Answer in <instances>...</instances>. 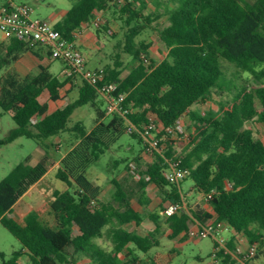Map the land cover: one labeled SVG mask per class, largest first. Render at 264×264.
<instances>
[{
    "label": "trees",
    "instance_id": "obj_1",
    "mask_svg": "<svg viewBox=\"0 0 264 264\" xmlns=\"http://www.w3.org/2000/svg\"><path fill=\"white\" fill-rule=\"evenodd\" d=\"M167 2L173 6L163 11L155 7L158 11L146 13L149 0H76L56 22L64 37L76 40L81 25L101 15L103 22L95 27L97 33L112 36L110 21L103 12L108 13L113 7L119 9L126 28L123 49L135 63L124 78L120 77L123 63L119 55L112 66L102 68L107 81L118 83L116 93L126 95L128 118L137 130L127 131L126 120L120 114H113L104 122L107 113L97 107L100 94L85 79L79 84L75 99L50 111L49 102L62 99L61 90L77 78L75 75L59 77L40 64L35 74L21 77L8 72L3 78L1 114L8 113L16 127L0 141V147L20 136L42 142L66 131L74 134L75 143L56 170V178L66 188L54 190L49 204L55 225L47 224L34 210L21 220L10 216L15 203L48 172L52 162L47 148L39 161L31 164L26 159L18 163L0 181V222L21 244L9 258L0 251L1 264H77L81 257L89 258L91 264H153L140 258L137 251L147 253L160 245V237L165 234L160 219L169 230L167 237L173 239L180 235L187 238L195 220L206 222L215 218L226 222L236 233H243L249 242H257L255 257L264 252V142L246 126L247 121L254 119L264 124V85L253 89L243 86L231 100L220 101L217 109L192 108L210 99L215 89L223 88L221 59L235 63L238 70L246 73V79L264 84V0ZM163 16L168 24L159 27L156 21ZM147 29L157 31L166 47L161 61L151 56L150 41L137 40ZM1 47L4 55L0 57V72L26 52L39 59L50 56L42 44L17 38H9ZM44 93L47 101L41 100ZM87 104L96 106L93 127L87 129L82 121L69 126L75 109ZM151 114L157 117L156 134L163 151L155 150L153 161L140 170L143 176L150 177L138 180L141 204L146 207L149 203L145 190L149 183L159 187L163 201L183 202L181 186L164 177L166 159L178 161L188 171L186 178L193 180L196 191L206 194L214 190V193L206 201L211 212L202 207H181L178 212L166 215L161 205L148 215L154 228L141 235L124 228L130 222L139 225L147 216L132 207L121 183L112 179L116 187L114 198L121 207L118 208L99 199L100 187L87 172L122 133L128 132L145 144L140 132L149 123ZM185 116L193 126L184 125V133L179 134L188 137L187 147L180 155L175 149L177 138H170L165 129L182 122ZM32 118L37 121L34 123ZM92 200L96 202L93 205ZM102 238L108 240L109 247L98 242ZM235 247L232 237L228 248ZM23 256H27L26 263L20 262ZM217 257V264L234 262L225 249Z\"/></svg>",
    "mask_w": 264,
    "mask_h": 264
},
{
    "label": "rangeland",
    "instance_id": "obj_2",
    "mask_svg": "<svg viewBox=\"0 0 264 264\" xmlns=\"http://www.w3.org/2000/svg\"><path fill=\"white\" fill-rule=\"evenodd\" d=\"M15 2L26 3L31 6L32 18L37 20L44 19H60L58 13H63L68 10L73 2L76 0H0V2ZM149 7L145 10L146 13H152L155 11H163L167 7L173 6V3L167 2L168 0H149ZM157 5V6H156ZM155 7L158 10H155ZM107 18L110 21V27L113 35H106L100 33L99 46L100 51H97L96 60L89 62L88 67L95 68L101 67L103 64L109 63L112 66L114 64L117 55L123 63V70L130 71L131 67L135 63V59L131 54L125 53L123 46L125 41L126 28L123 25L122 14L118 8L113 7V10L107 13ZM168 23L166 17L156 21V25L163 27ZM3 34L0 33V40H2ZM9 39V38H7ZM137 40H145L151 42L150 52L151 56L157 61L162 60L166 52V47L159 39L158 33L155 30L147 29L143 34L137 37ZM83 54L86 56L87 51L82 49ZM3 49L0 48V57L4 55ZM104 53L109 54V58L104 56ZM46 55V54H45ZM52 58L51 56H47ZM111 60V63L110 61ZM102 63H101V62ZM223 73L221 80L223 82V88H217L211 95L210 99H206L194 105V109L206 111L209 108L217 109L220 101L231 100L235 92H237L243 86H248L253 89L257 86L264 85L257 82L253 78L246 79V73L241 72L235 66V63L225 59L220 61ZM21 63H13L12 65L5 67L0 72V87L2 85L3 78L8 72L18 73L21 77L27 74H35L39 71L38 66L29 64L27 69H22ZM25 67V66H24ZM51 71L54 75L64 76L63 64L60 60L53 59ZM226 85L228 87H226ZM62 99L56 102H49V110L52 111L58 107L65 105L67 102L77 97L76 91L62 90ZM42 101H47V94L44 93L41 97ZM260 102L257 100V105ZM97 107L106 111V102L100 97L97 101ZM97 117L96 106L91 104L83 105L75 109L74 113L69 119L68 125L73 126L78 121H82L87 129H91L95 124ZM112 115L107 114L103 119L104 122H108ZM183 125L190 128L193 126L191 119L186 116L182 120ZM246 126L254 131L257 138H260L264 142V124L257 119L247 121ZM16 127V124L12 117L8 113L1 114L0 108V141L4 140L10 132ZM75 143V136L68 131L61 133L58 136H53L45 140L38 141L25 136H20L14 141L4 144L0 147V181L20 162L28 159L29 163L34 164L46 153L47 148L50 155V171L46 178L40 183L39 192L43 195L41 217L49 223H53V217L50 209V201L53 191L55 189H64L66 184L56 178L57 161H59ZM188 144L187 135L178 136L175 149L178 154H183ZM47 146V147H46ZM142 156V157H141ZM154 157V154H150L144 151V144L139 138L133 137L128 132L122 133L119 138L112 144L109 150H107L98 161L93 163L87 172L88 177L94 181L100 187L99 199L104 202L114 203L113 194L115 191V185L112 183V179L118 180L123 184L129 197L133 200L135 206L142 209L141 204L136 199L140 194V184L138 179L134 177L131 171V162H134L140 170L146 168L148 162ZM140 158V159H137ZM194 182L190 177L185 178L182 181V191L184 194V208L195 207L206 204L203 195L193 189ZM150 205L149 209L157 207L161 200V195L157 188H149ZM170 202L164 204L166 208ZM29 212H25L22 216L27 215ZM13 217H19L16 213L12 214ZM152 225V222H147L142 227V232H146ZM134 224L127 225L128 229L134 228ZM230 230H225L224 237H229ZM260 246V244H259ZM21 247L19 240L0 222V251L5 252L6 257L9 258L14 250ZM214 247V241L211 238L203 239H191L190 237L179 239H170L166 235L160 237V247L164 255H159L156 258L161 264H167L168 257L166 252L172 254L173 260L171 264H214V258L212 257ZM172 249V251H170ZM264 250V249H263ZM211 261V262H210ZM252 264H264V252L255 258L249 260ZM1 264V261H0ZM77 264H88L85 257L79 258Z\"/></svg>",
    "mask_w": 264,
    "mask_h": 264
},
{
    "label": "built area",
    "instance_id": "obj_3",
    "mask_svg": "<svg viewBox=\"0 0 264 264\" xmlns=\"http://www.w3.org/2000/svg\"><path fill=\"white\" fill-rule=\"evenodd\" d=\"M32 11L30 5L26 3H15L13 1L6 2L0 6V33L2 38H17L23 41L37 42L45 46L50 52V56L54 59L63 61L66 66L64 74L67 76L75 75L81 79H85L92 84L100 95L106 99V113L109 115L120 114L126 120L127 131L137 130L134 123L128 118L130 109L125 106L126 95L123 93H116L118 83L115 81H107L105 79L106 73L102 67L90 68L87 65V60L83 54L81 47L77 40H72L64 37L56 28V23L51 19L37 20L32 18ZM103 22L102 16H97L91 23L94 27H99ZM112 32V30L110 31ZM147 61V60H146ZM157 117L154 114L150 115L149 123L144 126L141 131V136L144 139L145 151L150 154L156 150L163 151V145H160V139L157 137L156 125ZM35 123L37 118H32ZM166 135L170 138H178L180 133H184V125L179 121L174 126H169L165 129ZM168 167L164 170V177L166 180L176 183L179 187L182 181L188 175V171L182 168L178 161L168 160ZM131 171L138 180L145 178L149 180V176H143L139 168L134 162H131ZM182 199L184 202V194L182 186L180 188ZM214 190L203 194L205 201H209L213 197ZM183 202H170L165 208L164 214L171 215L178 212L183 206ZM96 202L92 200V205ZM225 230L233 232L232 237H235L236 247L234 250L228 248V241L232 237H224ZM188 237L191 239L211 238L214 241L212 257L214 264L218 263L217 254L222 250H227L233 257L232 264H245L246 261L254 258L258 251V243L249 242L248 238L243 233H236L226 222L211 218L206 222L195 220L188 230Z\"/></svg>",
    "mask_w": 264,
    "mask_h": 264
},
{
    "label": "crops",
    "instance_id": "obj_4",
    "mask_svg": "<svg viewBox=\"0 0 264 264\" xmlns=\"http://www.w3.org/2000/svg\"><path fill=\"white\" fill-rule=\"evenodd\" d=\"M4 4V2H0V6L1 5H3ZM67 11V10H66ZM66 11L63 13V15H62V13H58L59 14V16H61L60 17V19H56V20H53V19H51L52 20V22H54V23H56V22H58L59 20H61L62 18H63V16L65 15V13H66ZM103 15L105 16V17H107V13L106 12H103ZM164 17V16H163ZM168 24V23H167ZM166 24V25H167ZM111 25V24H110ZM7 40L8 39H5V38H2V40H0V44L2 43V42H7ZM76 40H77V42H78V44H79V46L82 48V49H84V50H86L87 51V55L85 56L86 57V60H87V64H89V62H91V61H94V60H96V54H97V51H100L101 50V48H100V46H99V42H100V33L98 34L97 33V30H96V28L94 27V25L91 23V22H86V23H83L82 25H81V27L79 28V30L77 31V33H76ZM166 53L167 52H165V54H164V56L166 55ZM104 56L105 57H107V59H110L109 58V54L107 53H104ZM164 58V57H163ZM162 58V59H163ZM54 58H48L47 56H44V58L43 59H39L37 56H35L33 53H31V52H26L18 61H16L15 63H21V68L22 69H27V66L29 65V64H31L32 66L33 65H36V66H38V68H39V65L40 64H43V65H45V66H48L49 68H50V70H51V66H52V60H53ZM61 61V60H60ZM110 61V63H111V60H109ZM161 61V60H160ZM62 62V64H63V70H64V68H65V66H66V64L63 62V61H61ZM101 62V61H100ZM102 63V62H101ZM112 64V63H111ZM107 65H109V63H106V64H103L101 67H105V66H107ZM113 65V64H112ZM25 66V67H24ZM95 68H100V67H95ZM94 68V69H95ZM130 71H122V73H121V75H120V77L121 78H124L128 73H129ZM71 82H73V83H71ZM81 82H82V79L80 78V77H77L76 79H72L63 89H65L66 91H76L77 92V95H78V86H79V84H81ZM62 89V90H63ZM62 90H61V95L63 96V93H62ZM100 97H102L104 100H105V102H106V99L102 96V95H100L99 97H98V99L100 98ZM98 99H97V101H98ZM64 106V105H63ZM62 107V106H61ZM193 109H194V106L192 107ZM196 109H198V108H196ZM55 110V109H54ZM53 111V110H52ZM186 117V116H185ZM182 120H183V118H182ZM74 144H72V146H73ZM71 146V147H72ZM71 149V148H70ZM142 157V156H141ZM41 159V158H40ZM153 159H154V157H152V159L150 160V162H152L153 161ZM61 160V159H60ZM60 160L59 161H57V165H59V163H60ZM39 161V160H38ZM150 162H148V163H150ZM58 167V166H57ZM49 171H50V167H49V170H48V172L46 173V175L41 179V180H39L34 186H32L16 203H15V205L13 206V208H12V212H11V214H10V216L12 215V214H14V213H16V215L17 216H19V217H14L15 219H23L26 215H24V216H22V214H24L25 212H31V211H38L39 213H40V218L43 220V221H45L44 219H43V217H41V209H42V204L43 203H41V201H43V200H45V199H43V195L39 192V187H40V183H41V181L43 180V179H45L46 178V176H47V174L49 173ZM93 181V180H92ZM94 182V181H93ZM121 185L123 186V184L121 183ZM124 187V186H123ZM125 188V187H124ZM149 188H157V190L159 191V194L161 195V200H160V202L158 203V205H157V207H155L154 209H149V205H150V197L151 196H149ZM65 189V188H64ZM193 189L195 190V188H194V185H193ZM56 190V189H55ZM115 190H116V187H115ZM146 197L148 198V201H149V203H148V205L146 206V207H144L142 204H141V201H140V194H139V196L136 198L137 200H138V203L139 204H141V206H142V209H139V208H137L136 206H135V204H134V202H133V200L129 197V195H128V197H129V199H130V202H131V205H132V207L136 210V211H138V212H140V213H143L145 216H147L145 219H144V221H142V223H140L139 225L138 224H136L135 222H130V223H126L125 225H124V228H126V229H128L127 228V225H129V224H134L135 225V227L134 228H132V229H128V230H131V231H136V232H138L139 234H141V235H145L149 230H152L153 228H154V226H155V224H154V222H153V220H151L149 217H148V215L150 214V212H152V211H155V210H158V209H160V206L161 205H163V207H164V204H166L167 202H170L169 200H167V201H163V197H162V193H161V190L159 189V187L155 184V183H149L148 184V186L146 187ZM140 192H141V190H140ZM128 193V192H127ZM202 194V193H201ZM203 195V194H202ZM115 191H114V194H113V200H114V203H112L115 207H118V208H121L120 207V203H118L117 201H115ZM49 199H52V198H49ZM197 207H202V208H204L206 211H208V212H211V207L209 206V204L208 203H206V204H203V205H200V206H195V207H191L190 206V208H193V209H195V208H197ZM162 213V212H161ZM51 214H52V217H53V223L52 224H49V223H47L46 221V223L47 224H49V225H55V216H54V214L52 213V211H51ZM13 217V216H12ZM163 218H164V216H163ZM147 222H152V225L147 229V231L145 232H142V226L144 225V224H146ZM159 224L161 225V228H162V230L165 232V234L164 235H166L167 236V233H168V229L165 227V225H164V223H163V219H160L159 220ZM190 226H192V223H191V225ZM229 237H232V234H230V236ZM175 239H179V240H183V237H182V235H180V236H177V237H175V238H173V240H175ZM98 242H101L102 244H104V245H107L108 247L110 246L109 244V242H108V240L106 239V238H102V239H99L98 240ZM158 247H160V245L159 246H155V247H153L150 251H148L147 253H144V252H141V251H137V253H138V255H139V257L140 258H142V259H144V260H147V261H149V262H152L153 264H161L159 261H158V259L156 258L157 256H159V255H164L163 253H161L162 251V249L161 248H159V249H155V248H158ZM161 251V252H160ZM170 251H172V249L170 250ZM157 255V256H156ZM165 255L169 258L168 259V262H167V264H171V261L173 260V257H172V254H170V252H166L165 253ZM86 259H87V261H88V264H91V262H90V260H89V258H87V257H85ZM20 262L21 263H26L27 262V256H23L21 259H20ZM211 262V261H210ZM210 264V263H209Z\"/></svg>",
    "mask_w": 264,
    "mask_h": 264
}]
</instances>
